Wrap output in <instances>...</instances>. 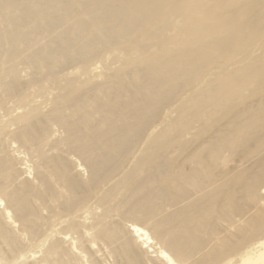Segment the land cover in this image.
Wrapping results in <instances>:
<instances>
[{
	"label": "bare ground",
	"instance_id": "1",
	"mask_svg": "<svg viewBox=\"0 0 264 264\" xmlns=\"http://www.w3.org/2000/svg\"><path fill=\"white\" fill-rule=\"evenodd\" d=\"M0 264H264V0H0Z\"/></svg>",
	"mask_w": 264,
	"mask_h": 264
}]
</instances>
